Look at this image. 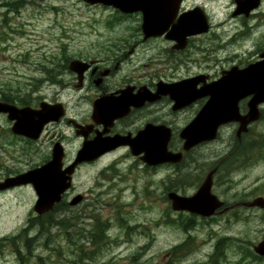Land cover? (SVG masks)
<instances>
[{
    "label": "rangeland",
    "instance_id": "1",
    "mask_svg": "<svg viewBox=\"0 0 264 264\" xmlns=\"http://www.w3.org/2000/svg\"><path fill=\"white\" fill-rule=\"evenodd\" d=\"M113 10L84 0H0V97L10 95L24 103L43 95L51 97L59 91L53 82L70 77L64 58H84L96 55L98 49H120L123 45L130 49L135 39L123 36L124 30L130 35L131 24L127 23L124 30L114 28L119 17ZM260 32L264 28H255L249 40L259 39ZM229 39L191 40L184 73L197 72L199 63L211 73L227 66V54L216 59L211 50L226 49ZM150 45L140 49H153ZM162 45L168 44H157ZM51 76L54 81L47 79ZM59 96L74 106L75 95L61 91ZM261 107L263 117L242 135L251 145L249 153L236 157L229 172L221 167L214 175L212 192L225 204L264 197V104ZM2 123L7 129L5 117ZM225 126L217 140L191 150L179 164L147 170L126 157L124 151H117L82 166L73 185L75 191L88 193L87 199L72 207L61 205V201L50 216L42 218L33 211L37 198L30 186L1 194L0 239L24 228L27 232L21 241L0 244V264H264V258L254 257L253 251L264 237V209L238 206L202 218L173 211L166 197L170 190L193 194L213 162L227 155L237 127L231 123ZM62 131L72 135L66 125ZM1 139L9 144L6 149L12 154L2 150L0 162L13 169L20 144L12 138L8 141L5 135ZM76 145H67L68 151L71 153ZM92 217L103 221L107 230L108 239L100 249L85 236L88 233L84 230L95 222ZM54 220L57 223H52ZM27 237L32 244L29 248L23 243ZM219 241L222 254L217 257L214 253ZM184 243L175 253L173 247ZM83 251H88V257Z\"/></svg>",
    "mask_w": 264,
    "mask_h": 264
},
{
    "label": "flooded vegetation",
    "instance_id": "2",
    "mask_svg": "<svg viewBox=\"0 0 264 264\" xmlns=\"http://www.w3.org/2000/svg\"><path fill=\"white\" fill-rule=\"evenodd\" d=\"M167 1L172 2V6L170 8L167 7L165 10H160L159 18L152 20L150 28L155 29V31L148 32L149 36H146L147 34L143 29L142 11L136 10L131 13H123L114 9L116 17H119L115 21L116 25L114 28L124 30L127 23L131 24L132 31L129 32L130 35H127V31L124 30L123 36L135 39L131 48L127 49V46L123 45L124 47L120 49H98L96 55H89L84 58H64L66 60L64 67L66 66L65 70L68 71L70 77L53 82L55 85H59V91H56L55 95L51 97H47V95L39 96L35 101L29 103H24V100L8 101L3 96L0 97V101L10 102L18 107L30 106L34 109H40V105L43 102H47L49 105L62 103L64 106V115L60 120L47 123L35 140L12 133V121L7 118V114L0 113V152L7 150V154H12L10 150L6 149L9 144L1 139L4 135L7 136L8 141L12 138L15 143L20 144L18 157L14 161L13 169L7 163L0 162V182L47 163L52 158V151L55 145H59L62 148V168L64 169L75 161L77 153L84 142L93 141L98 136L101 138L115 135L134 137L148 125L163 126L164 130L169 134L168 149L175 152L182 150L184 141L180 137V133L196 116L208 100V97L197 98L184 106H181L180 103L179 107H175L176 101L172 100L168 93H158V86H165L198 76L200 81L196 87L200 88L204 83L219 79L221 73L225 70L234 66L243 68L262 60L264 32H260L259 39L254 41H250L249 36L251 34L255 35V33H252L255 28H264V0ZM226 17L228 20L223 21ZM160 18L163 19L159 20ZM225 26L230 28L226 29ZM180 36L187 39V46L184 48H176L177 41L171 38ZM226 36H230L229 41L231 44L228 41L229 46L226 49H212L211 52H213L216 59H219L221 54L224 55L226 53L225 62L228 63L227 66L222 65L219 67V72L211 73L208 70L209 68H203L201 63H199L196 66L197 72L189 75L184 73L186 71V65L184 64L187 62V55L192 50L187 49L191 40L194 38H212L221 39L223 42ZM247 42H252V45L247 46ZM158 43L168 45L159 47L157 46ZM149 44H151L150 46L153 49H140L142 46ZM218 47H221V45ZM250 49H259V52L252 53ZM198 50L197 52L203 51L202 49ZM74 59L81 60L87 64L80 77L77 72L69 68L70 62ZM192 61L196 62L197 59ZM214 62L217 61L214 60ZM54 78L51 76L47 79L54 81ZM61 86L62 88H60ZM61 91L76 96L73 107H70L68 101L60 98L59 92ZM248 100L249 97L239 102V112L242 115L248 111ZM97 101L109 102L113 109L119 107L118 104L127 102L131 104L127 112L109 119L108 116H94V103ZM77 105H81V107L75 109L74 107ZM259 107L261 117H263L261 105ZM120 109L124 110L123 107H120ZM3 117L8 120L9 126H7V129L2 123ZM231 124L238 128L237 122ZM62 125H66L71 130V136L68 137L67 134H64ZM225 127V125L220 126L217 139L221 129ZM237 128L235 129L234 142L232 140L229 145L227 155L213 162L217 170L221 168V165L227 164V159L231 158L238 149L241 148L243 154L235 156V159H231V161L236 160V157L244 158L251 150L250 143L242 140L243 134L240 137L236 136ZM74 142H77V145L70 153L67 145L72 146ZM208 143L210 142L203 144ZM117 151H124L126 157H131L134 163L140 164L144 169L152 170L154 168L147 166L140 159L142 154L132 155L128 145L119 146L104 153L94 161H84L76 165L72 174L71 186L62 194L61 201L63 203L61 205L69 207L71 205L70 201L75 197L80 198V201L75 205L85 201L88 193H80L74 189L73 178L77 171L82 166L94 163L102 157ZM189 152H184V157ZM29 186L32 187L29 184H24L0 189V195ZM69 198L70 200H68ZM64 200H67V202H64ZM243 202L236 201L229 205L224 202L223 206L217 211H231L238 206H242ZM75 205H71V207Z\"/></svg>",
    "mask_w": 264,
    "mask_h": 264
},
{
    "label": "water",
    "instance_id": "3",
    "mask_svg": "<svg viewBox=\"0 0 264 264\" xmlns=\"http://www.w3.org/2000/svg\"><path fill=\"white\" fill-rule=\"evenodd\" d=\"M87 3L102 4L116 8L125 13L140 10L143 13V29L146 36L148 32L155 31L150 28L154 18H159L160 10L172 6L167 0H85ZM160 18L159 20H162ZM205 30V28H204ZM177 41L176 48H184L187 44L186 37H171ZM262 60L251 63L243 68L232 67L221 73V77L209 83H204L200 88L197 84L200 78L193 77L177 83L158 86V93L169 94L176 101L175 107L188 105L200 97H208L196 116L184 127L180 133L183 139L181 151L174 152L168 149L169 134L163 126H146L136 136L115 135L111 137H96L93 141L84 142L77 153L75 161L62 168V148L55 145L52 158L40 167L27 170L14 177L6 178L0 182V189L15 185L30 184L36 193L37 199L33 210L37 215L49 212L53 206L60 202L62 194L71 186L72 174L76 165L84 161H94L104 153L114 150L122 145H128L132 155L142 154L140 159L148 166L162 164H177L183 159L184 152H188L195 146L216 139L220 126L228 123H238L237 137L248 130L251 123L261 116L259 105L264 103V52ZM87 64L74 59L69 68L80 75L86 69ZM249 97L248 111L242 115L239 112V102ZM125 98V96H124ZM131 103L118 104L112 108L111 103L97 101L94 103V116H108L113 119L127 112ZM123 107L124 110L120 109ZM123 112V113H122ZM0 113L7 114L12 121L11 131L16 135L37 139L44 126L52 121H58L64 115L62 103L49 105L43 102L40 109L30 106L18 107L10 102L0 101ZM82 127V126H81ZM81 133L80 131H77ZM216 168L211 169L204 177L198 189L192 195H181L175 191H169L167 198L172 210L186 211L203 217H210L216 213L222 205L221 201L212 192L213 175ZM79 197L70 201L71 205L77 204ZM246 207L264 208V197L258 196L251 201L243 202ZM225 210V209H224ZM254 252L264 257V237L253 246Z\"/></svg>",
    "mask_w": 264,
    "mask_h": 264
},
{
    "label": "trees",
    "instance_id": "4",
    "mask_svg": "<svg viewBox=\"0 0 264 264\" xmlns=\"http://www.w3.org/2000/svg\"><path fill=\"white\" fill-rule=\"evenodd\" d=\"M3 98L5 100L12 101V99L10 98V95H4ZM18 100L21 101V99H18ZM242 154H243V151H242L241 148L234 152V156H239V155H242ZM228 161H229V163H228ZM235 161L236 160L231 161V159L228 158L227 161H226L227 164H223L220 167H225L226 171L229 172L232 169L233 164H234ZM57 205L55 207H57ZM54 208H53V210H54ZM54 212L55 211H50V212H48V213H46L44 215L50 216V214H52ZM42 218H43V215H42ZM92 218H93V220H95V222L92 223L91 228H89V229H86L85 228L86 230H84V232L86 231L85 233H88V235H85V236H86L87 240L90 241L91 244L97 245V247H99V249H100L101 246H102V244H103V242H104V240L105 239H108L107 230H105V226H104L103 221L100 222L97 218L96 219L94 217H92ZM48 221L51 223V218H49ZM54 221L52 223H54V224L57 223V221H55V222ZM65 222H66V220H64V223ZM23 232H27V229L24 228V229L20 230L17 234H13L12 236H4L3 238L0 239V244L6 243L8 241L14 242V240L21 241L22 240V237H23L22 236ZM47 242H48L47 239L44 240V243L46 245H47ZM23 243L28 248L30 246H32V244H29V238L28 237H27V239H25L23 241ZM221 244H222V241H219V243L215 247V253H214V255H216L217 257H219L220 254H222L221 253L222 252L221 251ZM184 245H186V243L180 244V245H177V246L173 247L174 252L175 253H179L180 250H181V246H184ZM83 252H84V255L83 256L88 257V251H83ZM26 257H25V260H26ZM254 257H259V256L255 254Z\"/></svg>",
    "mask_w": 264,
    "mask_h": 264
}]
</instances>
